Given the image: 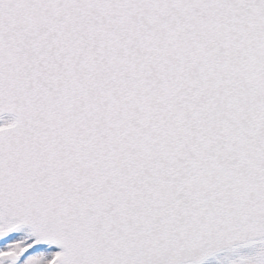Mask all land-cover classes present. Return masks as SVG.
<instances>
[{
	"label": "snow or ice",
	"instance_id": "1",
	"mask_svg": "<svg viewBox=\"0 0 264 264\" xmlns=\"http://www.w3.org/2000/svg\"><path fill=\"white\" fill-rule=\"evenodd\" d=\"M0 264H264V0H0Z\"/></svg>",
	"mask_w": 264,
	"mask_h": 264
}]
</instances>
